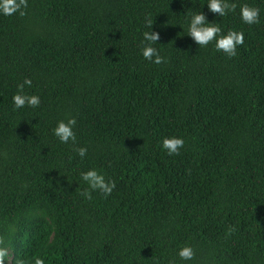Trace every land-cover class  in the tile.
<instances>
[{
  "label": "trees",
  "instance_id": "16d2710c",
  "mask_svg": "<svg viewBox=\"0 0 264 264\" xmlns=\"http://www.w3.org/2000/svg\"><path fill=\"white\" fill-rule=\"evenodd\" d=\"M229 2L222 18L207 0H27L26 15H0L6 264H264V0ZM242 4L259 23L240 20ZM192 11L244 32L234 57L192 42ZM146 18L159 64L140 54ZM25 78L40 105L17 110ZM67 118L76 139L62 144L52 128ZM167 136L183 139L178 153ZM89 168L110 195H83Z\"/></svg>",
  "mask_w": 264,
  "mask_h": 264
},
{
  "label": "clouds",
  "instance_id": "9594fccd",
  "mask_svg": "<svg viewBox=\"0 0 264 264\" xmlns=\"http://www.w3.org/2000/svg\"><path fill=\"white\" fill-rule=\"evenodd\" d=\"M207 8L211 13L217 14L220 18L232 13L236 10V4L230 3L229 0H207ZM27 0H0V15L12 16L19 14L26 15ZM239 18L245 25H254L260 21V10L256 7L242 4L239 7ZM145 26L149 29L142 33L140 54L150 62L161 63V56L158 50L153 46L159 39V33L153 31V20L146 18ZM183 29V27L181 26ZM187 35L192 42L200 47L207 46L210 42L215 43L217 51L223 52L228 57H234L237 54V47L244 44V32L242 30L228 29L223 31L219 22L208 21L202 11H192L187 15ZM25 86L32 87V80L25 78L22 83L17 85V91L12 95L11 100L14 109H22L24 107L37 108L40 105V97L38 95H29L24 91ZM75 118L61 119L56 122L52 128V134L62 144H68L70 141L75 143V133L73 127ZM184 141L178 136H167L161 141V148L168 155L176 154L183 146ZM77 155L81 158L87 154V149L79 147L76 149ZM80 179L88 185L91 191H85L83 195L91 198V192L99 190L105 196L110 195L115 184L112 181H106L104 176L95 168H89L80 173ZM177 256L181 261L188 262L194 258V250L191 245L185 244L178 247ZM9 251L0 241V264L8 262ZM15 264H45V257L33 256L30 261H26L17 257Z\"/></svg>",
  "mask_w": 264,
  "mask_h": 264
}]
</instances>
